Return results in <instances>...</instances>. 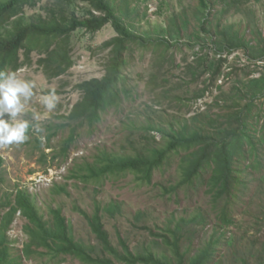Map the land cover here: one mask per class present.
<instances>
[{
    "label": "rangeland",
    "instance_id": "374dc122",
    "mask_svg": "<svg viewBox=\"0 0 264 264\" xmlns=\"http://www.w3.org/2000/svg\"><path fill=\"white\" fill-rule=\"evenodd\" d=\"M109 1L116 6L125 23L141 36L151 34L170 39V20L171 16H175L182 30L179 44L189 42V36L194 39L200 29L197 16L202 18L210 12V21L206 25L217 39L222 40L218 31L224 30L244 37L246 42L251 41L254 51L259 50L257 43L261 40V47L264 48V0H227L231 6L224 13V0H208V7L201 0ZM91 9L83 0H41L35 8H27L20 19L29 24L37 16L51 18L53 15L75 14L83 18L89 15ZM5 30L6 27L0 28V34ZM117 35L111 23L95 32L78 28L67 41H54L50 47L67 46L73 65L66 73L49 77L39 64L47 53L39 50H33L31 60L16 71L19 78L35 84V95L29 101L23 118L32 120L33 113L38 114L39 121L33 123L40 124L45 131L36 133L31 129L29 139L22 144L0 148V219L13 205L17 189H23L29 192L45 221L52 225L51 209H61L67 223L72 225L75 239L93 245L98 251L101 250V241L78 207L93 214L99 206L104 229L112 244L119 248L122 238L133 252L150 250L162 259L166 256L176 259L172 248L163 243L159 235L170 236L166 230L176 227L177 222L186 218L188 223L183 224L180 230V251L187 254V262L204 250L214 235L215 238L220 236L214 244V257L224 261V264H243V259L248 264H264V184L259 179L264 169L251 172V168H246L242 178L245 177L247 186L239 185L233 189L230 198L224 197L220 203L215 202L207 192L208 175L203 181L196 178L191 184L178 186L183 176L180 153H173L161 168L154 171L151 183L139 180L134 173L112 175L101 180L98 186L95 182L86 184L71 177L84 162H93L98 155L135 154L150 145L161 146L164 132L170 125L176 126L180 117L190 119L196 115L201 118L204 113L211 117L224 114L226 107L233 103L234 88L240 85V79L264 75V58L253 61L242 50L223 51L221 55L227 59L223 72L202 96L205 86L202 80L182 83V79L190 78L184 66L186 58L189 61L194 59L192 50L173 48L176 64L180 66L172 68V65L166 64L164 69H160L156 56L161 49L154 52L132 44L131 50L126 53L128 63L125 75L127 88H132L133 94L123 97L120 105L103 113L94 124L74 121L70 117L71 112L82 99L78 85L106 74L111 47H106L105 43ZM26 44L33 42L27 41ZM213 48L210 44V48L206 49L210 56L214 55ZM20 54L23 60L25 48L20 50ZM153 74L156 76L152 77ZM50 88H55L58 96L57 107L52 112L38 102L39 96ZM253 112H256V107ZM204 125L205 122L199 120L194 124L198 127ZM74 129V139L67 145ZM37 135L46 137L43 144ZM49 135H52L50 140ZM249 159L243 167H247ZM57 185L65 187L68 192L58 190ZM112 202L119 206L113 216L104 210ZM225 202H229V214L235 220V224L227 228L218 224V213ZM204 218L205 222L202 221ZM26 224L30 221L18 212L6 231L9 251L17 259L16 264H85L69 254L50 257L37 251L28 255L24 251L29 240L25 232ZM41 249L44 248L38 250Z\"/></svg>",
    "mask_w": 264,
    "mask_h": 264
},
{
    "label": "trees",
    "instance_id": "16d2710c",
    "mask_svg": "<svg viewBox=\"0 0 264 264\" xmlns=\"http://www.w3.org/2000/svg\"><path fill=\"white\" fill-rule=\"evenodd\" d=\"M40 1L0 0V28L6 27L5 32L0 34V69L16 72L31 60L30 54L33 50H39L47 53L46 57L40 59L39 64L45 68L49 77H57L66 73L72 67L73 61L66 50L67 46L59 45L57 48L50 49L54 41L56 43L62 39L67 41L69 35L78 28L95 32L108 23H111L118 32L117 37L105 43L106 47H111L106 74L102 78L86 80L78 85L82 91V99L75 104L70 117L81 123H96L103 113H108L109 109L120 105L123 97L133 94V89L127 88L125 75L128 63L126 53L131 50L132 44L144 49H152L154 52L161 49L156 56L157 66L160 69H164L166 64L172 65V68L180 66L176 64L173 48L192 50L195 57L192 61L186 58L187 63L184 66V71L190 78L182 79V83H197L202 80L205 84L202 96L211 84L217 82V77L223 72L227 61L221 55L223 51L231 53L242 50L253 61L264 58L262 40L257 43L259 50L254 51L251 49V41L246 42L244 37L236 33L218 31L222 40L217 39L206 25L210 21V12L202 18L197 16L200 29L195 33V38L192 39L189 36V42L182 41L179 44L182 30L177 25L175 16H171L170 20L172 22L169 29L170 39L165 36L153 37L151 34L141 36L125 23L123 16L109 0H83L88 2L94 10L91 9L89 15L83 18L75 14L60 17L53 15L51 18L37 16L33 22L26 24L20 19L21 16L26 13L27 8H35ZM201 1L205 7L209 6L208 0ZM224 3L226 8L222 10L223 13L227 11V7L231 6L230 1L224 0ZM10 23H13L12 27L8 26ZM27 41L33 44L27 45ZM210 44L214 46L213 56L206 51L210 48ZM23 48H25V58L21 60L20 50ZM154 76L156 75L153 74L152 77ZM239 81L240 85L234 88L235 93L232 95L233 103L226 107L224 114H215V117H211L204 113L201 114V118L196 115L190 119L180 117L176 126L170 125L164 132V143L161 146L150 145L135 154L98 155L95 161L84 162L71 177L78 178L86 184L95 182L98 186L101 180L110 178L112 175L134 173L139 180L151 183L154 171L161 168L173 153H180L183 176L178 186L184 183L191 184L196 178H201L203 181L204 176L208 175L207 192L211 194L213 200L220 203L222 198H230L233 189L241 184L243 187L247 186L245 177L242 178L246 168H251V172L264 169V122L262 121L264 75ZM254 107L256 112H253ZM198 120L205 122L204 127L194 126ZM150 127L155 128L152 125ZM74 136L75 129L72 130L67 145H70ZM51 137L52 135H49L48 139L50 140ZM248 159L249 164L243 167ZM259 179L260 183L264 184V173ZM57 187L58 190L68 192L65 187L59 185ZM78 210L101 241L100 251L93 245L75 239L72 225L67 223L61 209H51L54 222L50 225L51 223L45 221L37 211L29 192L17 189L13 205L0 219V264H16L17 262V259L10 254L6 231L18 212L30 221V224L25 225L29 240L25 244L24 251L28 255L37 251L38 254L50 257L69 254L85 264H224V261L214 257L215 245L220 238V236L215 238L214 235L204 250L192 256L188 262L185 260L187 254L180 251L182 240L180 230L183 224L188 223L186 218L177 222L176 227H169L166 230L170 236L159 235L163 238V243L172 248L177 257L175 259L166 256L162 259L150 250L133 252L122 238H120L121 247L114 246L108 232L104 229L99 206L95 208L93 214H88L80 207ZM104 210L113 216L119 210V206L116 202H112ZM202 221L205 222V218ZM218 224L225 228L235 224V220L229 214V202L221 206ZM221 235L225 236L223 233ZM39 248L44 249L38 250ZM243 260V264H248L246 259Z\"/></svg>",
    "mask_w": 264,
    "mask_h": 264
},
{
    "label": "clouds",
    "instance_id": "9594fccd",
    "mask_svg": "<svg viewBox=\"0 0 264 264\" xmlns=\"http://www.w3.org/2000/svg\"><path fill=\"white\" fill-rule=\"evenodd\" d=\"M35 84L30 80L21 79L15 71L0 69V148L19 145L29 139V132L36 133L45 129L38 123L40 116L33 113L32 120L23 118L28 110L29 101L34 97ZM38 102L48 112L56 109L58 96L55 88H50L39 96ZM41 144L44 135H37Z\"/></svg>",
    "mask_w": 264,
    "mask_h": 264
}]
</instances>
